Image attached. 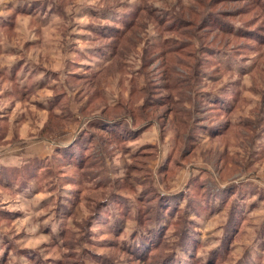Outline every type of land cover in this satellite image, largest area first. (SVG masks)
I'll return each instance as SVG.
<instances>
[{
  "label": "rangeland",
  "instance_id": "1",
  "mask_svg": "<svg viewBox=\"0 0 264 264\" xmlns=\"http://www.w3.org/2000/svg\"><path fill=\"white\" fill-rule=\"evenodd\" d=\"M263 159L264 0H0V264H264Z\"/></svg>",
  "mask_w": 264,
  "mask_h": 264
},
{
  "label": "crops",
  "instance_id": "2",
  "mask_svg": "<svg viewBox=\"0 0 264 264\" xmlns=\"http://www.w3.org/2000/svg\"><path fill=\"white\" fill-rule=\"evenodd\" d=\"M260 169H264V159L260 162ZM261 172V170H260ZM261 178H264V175H262V173H260V179ZM264 180L260 181L261 184H263L264 186V183H263ZM262 187L260 186V209H261V206L262 204L264 205V194L262 195L261 189ZM264 192V190H263ZM260 231H261V235H260V238L263 237L264 238V217H261L260 218ZM260 243H262L261 245L264 247V239H260ZM264 259H260L261 262H263Z\"/></svg>",
  "mask_w": 264,
  "mask_h": 264
},
{
  "label": "trees",
  "instance_id": "3",
  "mask_svg": "<svg viewBox=\"0 0 264 264\" xmlns=\"http://www.w3.org/2000/svg\"><path fill=\"white\" fill-rule=\"evenodd\" d=\"M237 213H238V215H234V214L231 213V217H232V218H231V221H232V219H233L232 224H234V225H235V223H238V222L241 220V217H242V215H243V212H240V213L237 212ZM237 213H236V214H237ZM238 217H239V218H238ZM239 219H240V220H239ZM232 224H231V225H232ZM231 225H230V226H231ZM234 228L236 229V227H233L232 229H234Z\"/></svg>",
  "mask_w": 264,
  "mask_h": 264
}]
</instances>
